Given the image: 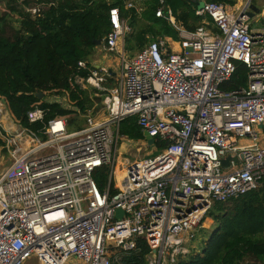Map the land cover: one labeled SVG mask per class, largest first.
Segmentation results:
<instances>
[{
  "label": "built area",
  "instance_id": "built-area-1",
  "mask_svg": "<svg viewBox=\"0 0 264 264\" xmlns=\"http://www.w3.org/2000/svg\"><path fill=\"white\" fill-rule=\"evenodd\" d=\"M186 1L201 24L184 30L157 0L155 16L176 28L178 40L157 37L131 57L128 18L117 6L108 10L100 52L117 53L118 73L77 63L89 73L84 82L100 96L105 118L90 111L71 131L64 117L39 132L0 124V150L10 162L0 168V264H119L141 251L139 241L148 249L146 264H175L196 248L213 204L264 188V29H250L240 16L248 4L228 12L217 2ZM133 2L122 0L123 9L137 11ZM27 11L37 16L43 5ZM240 66L245 83L231 87ZM46 102L79 113L65 101ZM45 113L36 105L27 120L44 123ZM130 117L153 139L132 161L118 158V127ZM155 139L165 143L162 150ZM122 145L134 144L124 137ZM102 169L101 190L93 176Z\"/></svg>",
  "mask_w": 264,
  "mask_h": 264
},
{
  "label": "trees",
  "instance_id": "trees-1",
  "mask_svg": "<svg viewBox=\"0 0 264 264\" xmlns=\"http://www.w3.org/2000/svg\"><path fill=\"white\" fill-rule=\"evenodd\" d=\"M0 1L9 3L10 9L21 19V27L11 39L1 34L0 25V98L7 104L10 114L20 126L34 132H39L47 121L59 117H67L69 131L83 127L74 110L43 99L47 94L68 93L70 102L85 114L87 107L94 105V100L85 88L84 80L89 73L78 70L77 63L92 55L97 48L96 41H102L109 31L108 10L111 7L121 9L131 29L136 11L124 10L122 0H45L48 7L32 17L25 12V7L23 10L16 7L17 0ZM207 1L222 4L228 12H232L230 9L237 3V0ZM30 2L23 0L22 3L30 6ZM164 2L177 26L194 31L201 24V18L194 15V5L189 1ZM145 4L148 8L143 17L148 24L127 36L128 50L138 51L157 37L178 40L176 28L167 19L155 16L157 0H146ZM145 35H150V39ZM172 46L176 49L174 44ZM244 83L245 69L240 66L230 84L236 87ZM39 92L44 94L41 100L36 96ZM36 105L46 112L44 123L30 124L27 112ZM118 133L129 140L145 139L135 117L121 121ZM2 143L0 138V146ZM154 145L158 150L165 147V143L158 139ZM93 179L102 190L107 183L106 171L95 172ZM206 217L214 222V229L200 230V249L195 248L175 264H264V188L224 203H215ZM138 246L141 247L139 253L121 256L119 264H146L148 249L140 241Z\"/></svg>",
  "mask_w": 264,
  "mask_h": 264
},
{
  "label": "rangeland",
  "instance_id": "rangeland-1",
  "mask_svg": "<svg viewBox=\"0 0 264 264\" xmlns=\"http://www.w3.org/2000/svg\"><path fill=\"white\" fill-rule=\"evenodd\" d=\"M49 1V0H48ZM112 1V0H109ZM133 4L135 5V8L137 9L136 14H135V18L133 19L134 22V26L131 29V33L130 34H135L137 32H139L141 29L145 28L148 24L147 19H145L143 17V13L147 10V5L145 4L146 0H133ZM261 1V2H260ZM23 0H17V4L16 7L17 8H24L25 12L28 13V9L34 5H43V10H45L49 3L46 2L45 0H31V4L30 6L27 5H23ZM248 2V0H237V3L234 7H232L230 9V11L235 12L238 8H242L244 5H246ZM250 4L254 5L257 7V5L259 6V8H261L260 10H262V8H264V0H251ZM10 4L5 2V1H0V25H1V34H3L4 37H7L9 39L13 38V36L18 32V30L21 27V19L18 16V14L15 11H12L10 9ZM12 6V4H11ZM23 10V9H22ZM205 22H207V20H204ZM249 27L250 29H263L264 28V16H259V17H255L253 19H249ZM128 34V35H130ZM127 35V36H128ZM126 36V38H127ZM145 37L147 39H150V35H145ZM125 38V40H126ZM129 38V37H128ZM127 38L126 42H124L125 45V49H126V54L131 57L133 56L137 50H128L126 45H129V39ZM168 38V37H167ZM133 44V42H131V45ZM99 49V48H98ZM96 50V49H95ZM101 54H104L105 57L102 59L100 58V56L96 55L95 52L92 53V55H90L88 58H86V60H88L89 62H93L96 59H99L97 61L98 65H108V66H112L116 73H118L119 68L116 67L117 64V60L119 59V56L117 55V53L115 52H100ZM104 61V63H103ZM87 93H90L92 99L94 100V105H91L90 107H87V112L85 114H82L81 111L77 114L78 117L77 121L80 122V125L83 126L85 124V120H84V115L88 114L90 111L92 113H95L93 115H95L96 120H101L103 118H105V114H103V111H101L100 107H101V98L100 96L97 98L95 97V93L93 91V89H91L90 87H87V85L85 86ZM44 98V97H43ZM51 99H55V100H59V101H65L64 106L66 107H75V105H73L74 103L70 102L69 99V94L65 93V94H47L45 95V98L43 99L45 102L49 101ZM0 101H3L2 98H0ZM95 103H98L97 105ZM1 109V113H0V124L2 125V127L4 129H7L11 124L16 123L18 126L19 124L17 123V121H15V119L12 117V115L10 114L7 104L5 102H3L2 107H0ZM66 120V124H67V117H64ZM67 128V125H66ZM68 129V128H67ZM75 130V129H72ZM123 136H120V140H119V147H118V158L121 159H128L130 161L132 160H137V159H141L145 156V154H147L150 151L149 147H145V145H143V142L147 143V140L143 139V140H133L131 139L132 143L134 144L132 147H125L122 145V140H123ZM150 146L153 145V143L149 144ZM145 147V148H144ZM138 148H140L142 151L139 152ZM151 155V154H150ZM149 155V156H150ZM9 161H8V156L6 155L5 151L0 150V168L6 167L9 165ZM205 228L209 227V229L212 231L214 229V222L210 219V218H206L205 220ZM206 229V230H209ZM197 241V242H196ZM194 241V245L196 246L197 250L198 248L200 249V239ZM197 252V251H196ZM27 264H37V262L35 260H31L29 262H27Z\"/></svg>",
  "mask_w": 264,
  "mask_h": 264
},
{
  "label": "water",
  "instance_id": "water-1",
  "mask_svg": "<svg viewBox=\"0 0 264 264\" xmlns=\"http://www.w3.org/2000/svg\"><path fill=\"white\" fill-rule=\"evenodd\" d=\"M250 1L251 0H248V2H247V4H248L247 10L244 13H241L240 16L246 15L248 17V19H253L260 14L261 10H260V8L250 4ZM100 44H101L100 40L96 41V46H98ZM36 96L39 100H41L43 98L44 94L42 92H39L38 94H36ZM144 137L147 140L148 144L153 143L152 138L148 137L145 134H144ZM228 162H229V157H226L225 159L220 160V164L222 167H226L228 165ZM121 214H122V211L117 210V217H121Z\"/></svg>",
  "mask_w": 264,
  "mask_h": 264
},
{
  "label": "crops",
  "instance_id": "crops-1",
  "mask_svg": "<svg viewBox=\"0 0 264 264\" xmlns=\"http://www.w3.org/2000/svg\"><path fill=\"white\" fill-rule=\"evenodd\" d=\"M261 2V1H260ZM257 7L259 8V6L257 5ZM261 9V8H260ZM259 16H264V8H262V10H261V12H260V14L258 15V16H256V17H259ZM264 29V28H263ZM253 30H256V31H259V30H262V29H253ZM100 46H101V44L100 45H98L97 46V48H96V50H95V53H96V55H98V56H100V58H104L105 57V55L104 54H101L100 53ZM99 48V49H98ZM99 59H96L95 61H93V62H91V63H93V64H95V63H97V61H98ZM84 61H87L88 62V60H84ZM117 63H118V60L116 61ZM103 63H104V61H103ZM98 64H95V66H97ZM206 229H209V227H207ZM198 240H199V238H198ZM197 242V241H196ZM196 247V246H195Z\"/></svg>",
  "mask_w": 264,
  "mask_h": 264
},
{
  "label": "bare ground",
  "instance_id": "bare-ground-1",
  "mask_svg": "<svg viewBox=\"0 0 264 264\" xmlns=\"http://www.w3.org/2000/svg\"><path fill=\"white\" fill-rule=\"evenodd\" d=\"M60 126H61V125H60L59 123H56V124H55V128H56V129H59V128H60ZM116 175H117V177H118V178H117V180H118V179H119V177H120V175H121V172H119V171H116Z\"/></svg>",
  "mask_w": 264,
  "mask_h": 264
}]
</instances>
